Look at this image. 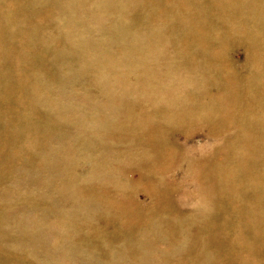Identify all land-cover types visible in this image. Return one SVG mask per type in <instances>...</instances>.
Listing matches in <instances>:
<instances>
[{
  "label": "rangeland",
  "instance_id": "rangeland-1",
  "mask_svg": "<svg viewBox=\"0 0 264 264\" xmlns=\"http://www.w3.org/2000/svg\"><path fill=\"white\" fill-rule=\"evenodd\" d=\"M0 264H264V0H0Z\"/></svg>",
  "mask_w": 264,
  "mask_h": 264
},
{
  "label": "bare ground",
  "instance_id": "bare-ground-1",
  "mask_svg": "<svg viewBox=\"0 0 264 264\" xmlns=\"http://www.w3.org/2000/svg\"><path fill=\"white\" fill-rule=\"evenodd\" d=\"M209 2H210V1H209ZM204 4H205V3H204ZM185 5H186V4H185ZM205 5H206V4H205ZM191 6H192V5H191ZM184 7H185V6H184ZM192 7H193V6H192ZM188 8H189V6H188ZM188 8H187V9H188ZM199 9H200V8H199ZM202 11H203V10H202ZM189 14H190V13H189Z\"/></svg>",
  "mask_w": 264,
  "mask_h": 264
}]
</instances>
